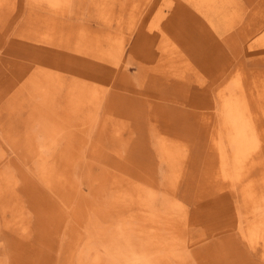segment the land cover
Returning a JSON list of instances; mask_svg holds the SVG:
<instances>
[{
  "label": "rangeland",
  "instance_id": "1",
  "mask_svg": "<svg viewBox=\"0 0 264 264\" xmlns=\"http://www.w3.org/2000/svg\"><path fill=\"white\" fill-rule=\"evenodd\" d=\"M102 2L0 0V264H92L99 254L115 263L109 249L88 242L87 219L99 220L109 234L125 233L132 218H107L104 211L116 203L114 181L125 179L156 215L180 205L177 224L183 225L188 255L168 264H264V231L259 238L249 232L254 204L250 209L245 195L260 196L257 215L264 217V118L255 116L248 89L255 75L264 77V5L106 0L103 7ZM145 25L158 27L167 41L145 34ZM166 45L180 61L173 73L162 66L171 60ZM44 70L54 72L63 96L81 80L100 100L66 121L52 113L61 129L49 130L50 112L39 88ZM233 94L242 95L243 113L257 119L250 124L257 138L254 161L241 169L246 174L239 184L228 179L237 171L232 159L226 178L216 180L214 174L216 140L229 155L232 150L231 129L224 126L225 99ZM60 98L57 106L63 108ZM58 167L72 179L70 186H60ZM85 170L95 178L92 185L82 181Z\"/></svg>",
  "mask_w": 264,
  "mask_h": 264
},
{
  "label": "bare ground",
  "instance_id": "2",
  "mask_svg": "<svg viewBox=\"0 0 264 264\" xmlns=\"http://www.w3.org/2000/svg\"><path fill=\"white\" fill-rule=\"evenodd\" d=\"M191 1V0H190ZM103 2H106V0H103ZM102 2V5L104 7V3ZM206 2V1H205ZM209 3V2H207ZM259 3L264 5V0H259ZM101 4V3H100ZM258 4V2H257ZM59 7V6H58ZM256 7V6H254ZM132 8V6H131ZM134 8V6H133ZM136 8V7H135ZM257 8V7H256ZM264 8V6H263ZM57 9V8H56ZM139 9V8H138ZM111 10V9H110ZM113 10V9H112ZM115 11V10H114ZM231 11V10H230ZM237 11V10H236ZM258 11V10H257ZM134 12V10H133ZM113 13V12H112ZM258 12H256L257 14ZM110 16H114L113 14H110ZM138 15V14H137ZM155 15V14H153ZM235 15V14H233ZM259 15V13H258ZM257 15V16H258ZM260 15H264V13H260ZM156 16V15H155ZM256 16V15H254ZM157 17V16H156ZM238 17V16H237ZM237 17H235L234 19H236ZM264 17V16H263ZM147 18V17H146ZM151 18V17H150ZM109 19V17H108ZM240 18L238 17L237 20ZM256 18H253V21ZM111 20V18L109 19ZM148 20V18H147ZM237 21V22H239ZM263 21V20H260ZM122 22V21H121ZM150 23L152 24H156V18H152L151 20H149ZM257 22V21H256ZM147 23V22H146ZM264 23V22H263ZM149 24V23H148ZM147 25V24H146ZM144 27V33L146 34H152L153 37L155 39H158L159 42H163V41H167V38H165L163 33H160V31L158 30V27H156L155 25L153 26H146ZM258 26V25H257ZM262 26V25H261ZM160 28V25H159ZM253 28H255L253 26ZM158 30V31H154V30ZM257 29V28H255ZM158 33V34H157ZM143 34V33H142ZM207 35V34H206ZM210 36V35H209ZM153 38V39H154ZM250 40V39H249ZM252 41V40H251ZM163 44V43H162ZM252 45V44H251ZM170 46V45H168ZM167 45L164 46L163 48H165L163 51H166V58L169 59V56L171 57L170 63L166 62L167 60H164V64L162 65L164 67L165 70H170L172 73L175 72L177 65L180 64L179 58L177 60V55H175L176 53L173 51V49L171 50L170 47H168ZM172 46V45H171ZM148 47V46H147ZM169 50H171L169 52ZM160 52V51H159ZM162 53V51H161ZM173 54V55H172ZM175 55V57H173ZM160 56V54H159ZM174 59H173V58ZM163 63V62H162ZM159 64V63H158ZM171 64V65H170ZM160 65V64H159ZM160 65V66H161ZM170 65V66H169ZM179 66V65H178ZM161 69V68H160ZM177 71V70H176ZM196 71V70H195ZM60 72V71H59ZM62 72V71H61ZM182 72V71H181ZM44 73V77L42 80V83L39 88H42V93H43V97H44V102H42V104L44 103V105H46L48 107V111L50 112V115L47 114L46 116L47 118V128L49 130H59L60 128V120L58 121V119H56V115H60V118L62 119H66L74 114L76 117H78V113H83L85 112V110L87 109V107H90L89 105L92 102H96V100H100L99 98H96V94L95 92H93L91 85L87 82H83L81 80H74L73 85L69 88V90H67L66 96L63 94L64 93H60V81L56 82L55 79V74H53L54 72H49L47 70L43 71ZM64 74V73H63ZM175 74V73H174ZM62 75V73H61ZM177 75V72H176ZM180 75V73H179ZM235 75V74H234ZM256 77V81H254V83H252L253 85L250 86L251 88L248 87L250 91V98H251V107L254 108V113L256 112L255 116H257V118H260L259 115H262L261 118H264V77H260V75H255ZM83 79V77H82ZM233 79V78H232ZM243 79V77H242ZM57 80H59L57 78ZM27 83V82H26ZM30 83V82H29ZM259 85V88L257 87V92L255 90H253L257 85ZM69 84V83H68ZM242 86L244 85L243 83L241 84ZM251 85V84H250ZM28 86V85H26ZM240 88H243V87ZM247 86L244 85V87ZM254 86V88H253ZM64 87V86H63ZM239 88V90H241ZM27 89V88H26ZM29 89V88H28ZM68 89V88H67ZM233 90V89H232ZM244 90V89H243ZM242 90V91H243ZM246 90V89H245ZM30 91V89H29ZM235 91V90H234ZM238 91V90H237ZM244 92V91H243ZM228 93V92H227ZM247 93V92H246ZM249 93V92H248ZM240 94H242L240 92ZM15 96V95H14ZM242 96V95H241ZM241 96H235L234 94L232 96L228 95V98H226V111H225V116H226V120L227 123L224 126L225 128L231 129V133H230V137L228 138V142H229V148H232L231 150V154H228V150L225 149V145L224 144H220L217 143V140L214 144V148L213 150L215 151V155H216V165H215V170H214V174H215V178L217 180H219V178H226L227 177V171L226 168H228L229 166V160L232 159V165L235 169V173L233 174V177L231 176V178H228L230 180V183H232L231 181L234 179L238 180V184L241 180L244 179V174H246V172H244V174H242V170L245 169V167H248L252 164V160H253V154L255 152H253L254 149V141L257 140V138L254 140L253 137L254 135L252 134L254 131L252 130V128H250V124H252V122L255 121L256 118H253L251 116H248V114L246 113V111H244L245 113H243L242 110L246 109L243 108L242 106V99ZM60 97L63 98L64 101H66V104H60L63 106H57L58 104V100L61 99ZM67 98V100H66ZM257 101H256V99ZM57 102V103H56ZM240 102V104H239ZM34 103V102H33ZM100 103V102H99ZM245 103V101H244ZM97 104V103H95ZM253 105V106H252ZM39 106V105H38ZM96 106V105H95ZM94 106V107H95ZM97 108V107H96ZM243 108V109H242ZM59 109V110H58ZM91 109V108H90ZM57 111V113H56ZM42 113V111H41ZM52 113H56L52 115ZM97 113V112H96ZM249 113V112H248ZM253 113V112H252ZM259 114V115H258ZM50 116V118H49ZM253 116V115H252ZM254 116V117H255ZM53 117V120L51 121ZM55 117V119H54ZM96 117V116H95ZM50 119V123L48 120ZM78 119V118H77ZM65 120V121H66ZM71 120V119H69ZM73 120V119H72ZM111 120V119H110ZM257 120V119H256ZM229 121V123H228ZM82 122V121H81ZM256 122V121H255ZM254 122V123H255ZM46 123V122H45ZM71 124V123H70ZM45 125V126H46ZM51 126V127H50ZM83 126V125H82ZM215 127V126H214ZM45 127V129H47ZM83 129V128H82ZM226 130V129H225ZM216 131V130H215ZM219 131V130H218ZM256 131V130H255ZM51 132V131H50ZM216 133V132H215ZM220 137V133L218 134ZM65 136V135H64ZM218 136V137H219ZM57 137V136H56ZM216 138H217V134H216ZM254 141H253V140ZM57 140V139H56ZM180 141V140H179ZM221 141V140H220ZM175 142V141H174ZM99 143V142H98ZM172 142H170L169 145H171ZM256 143V142H255ZM70 144V143H69ZM175 144V143H174ZM178 144V143H177ZM212 145V144H211ZM168 146V145H167ZM166 146V147H167ZM256 146V144H255ZM173 147V146H172ZM180 147V146H179ZM3 148V147H2ZM175 149V147H174ZM173 150V149H172ZM212 150V151H213ZM55 151V150H54ZM103 151V150H102ZM169 151H171L169 149ZM168 151V152H169ZM167 153V151H165ZM173 152V151H172ZM179 152V151H178ZM177 153V152H176ZM180 153V152H179ZM253 153V154H252ZM165 154V153H164ZM171 154V153H170ZM66 155V154H65ZM64 155V156H65ZM252 155V156H251ZM256 155V154H255ZM39 156V155H38ZM63 156V155H62ZM169 156V155H167ZM179 156V155H178ZM182 156V155H181ZM231 156V157H230ZM43 157V156H42ZM57 157V156H56ZM55 157V158H56ZM172 157V155H171ZM63 158V157H62ZM65 158V157H64ZM69 158V156H68ZM66 159V158H65ZM70 159V158H69ZM71 159H73L71 157ZM167 159V157H166ZM169 159V158H168ZM252 159V160H251ZM58 160V159H57ZM68 160V159H67ZM177 160V159H176ZM183 160V159H182ZM39 161V160H38ZM41 161V160H40ZM44 161V160H43ZM63 161V160H62ZM72 161V160H71ZM212 161V160H211ZM254 161V160H253ZM47 162V161H46ZM45 162V163H46ZM53 162V161H51ZM59 163V162H58ZM63 163V162H62ZM72 163V162H71ZM43 164V163H42ZM66 164V162H65ZM213 164V163H212ZM45 165V164H43ZM42 165V166H43ZM49 165V164H48ZM63 165V164H62ZM61 165V166H62ZM70 164H68L69 166ZM50 166V165H49ZM55 166V165H54ZM66 166V165H65ZM67 166V167H68ZM72 166V165H70ZM69 166V167H70ZM41 167V164H40ZM65 167L66 169H69ZM176 167V166H175ZM50 168V167H49ZM55 168V167H52ZM57 168V167H56ZM60 168V167H58ZM62 168V167H61ZM60 168V169H61ZM94 168V167H93ZM249 168V167H248ZM246 168V170L248 169ZM91 169V167H90ZM238 169H242L241 173L238 171ZM47 170V169H46ZM44 170V171H46ZM53 170V169H52ZM51 170V171H52ZM174 170V169H173ZM13 171V170H12ZM212 171V169H211ZM244 171V170H243ZM48 172V171H47ZM46 172V175H47ZM54 171H52L53 173ZM75 172V171H74ZM85 172V174H84ZM82 174V181L83 183L86 185H92L93 181H94V177L89 175V171L85 170ZM94 172V171H91ZM45 173V172H44ZM50 173V172H48ZM51 173V174H52ZM59 173V172H58ZM71 173V172H70ZM50 174V175H51ZM68 174V173H67ZM66 174V170L61 169L60 173L58 174L59 177H61V179H57L60 183L61 187L64 186H70L71 185V180ZM205 174V173H204ZM232 174V173H231ZM4 175V174H3ZM53 175V174H52ZM56 177V174L53 175ZM52 176V177H53ZM66 176V177H65ZM226 176V177H225ZM45 177V176H44ZM204 177V175H203ZM15 178V177H13ZM46 178V177H45ZM58 178V177H57ZM205 178V177H204ZM11 179V177H10ZM117 179V178H116ZM16 180V179H15ZM223 180V179H221ZM227 180V181H229ZM74 181V180H73ZM98 181V180H96ZM117 181V180H116ZM114 181L113 184V189L115 191V193H113V196L111 197L112 201L113 199L116 201V203H112L114 206L113 208H111L110 204L108 207H106V210H104L103 212L106 214L107 218H111L112 216L115 217H120V216H124L125 215V219H131L132 218V224L131 226L128 227V229H125V233L122 232H117L115 235L109 234V230H107L106 226L103 227L101 224H97V222H99V220H93V224H92V219L94 218L93 216H91L89 219H87V225L89 229V235H88V242H95V243H99L100 245H102L103 247H105L106 249H109L110 254L112 253L114 258H115V263L112 262H108V260L106 259H102L99 255H96L95 258H93V263L92 264H168V262L174 260V259H182L183 257H185L186 250L188 249V244H186V242L184 240H182L183 235L181 232V227L183 225L181 224H177L178 220V215L179 213V204H176L174 209H170V211H168V214H154L151 212L150 207L151 204L149 206V204H146L143 199L142 196L144 194H142V192H137L134 191L136 189V185L134 184V182L131 179H125V182H121L118 183ZM225 181V180H224ZM2 181H0L1 183ZM7 182V181H6ZM53 182L55 183V181L53 180ZM52 182V183H53ZM112 182V181H111ZM226 182V181H225ZM13 183V182H12ZM51 183V182H50ZM53 183V184H54ZM206 184V183H205ZM225 184V183H224ZM242 184V183H240ZM8 185V184H6ZM83 185V184H82ZM210 185V184H209ZM73 186V185H72ZM83 186V187H85ZM111 186V183H110ZM234 186V185H233ZM60 187V188H61ZM75 187V186H74ZM3 188V187H2ZM67 188V187H66ZM142 188V187H141ZM9 189V188H8ZM68 189V188H67ZM66 189V190H67ZM78 189V188H77ZM76 189V190H77ZM97 189V188H96ZM112 189V190H113ZM211 189V188H210ZM1 190V189H0ZM72 190V188L70 189ZM74 190V189H73ZM80 190V189H79ZM68 191V190H67ZM111 191V190H110ZM246 191V190H245ZM81 192V191H80ZM83 192V191H82ZM81 192V193H82ZM96 194V193H95ZM203 194V193H202ZM1 195V194H0ZM4 195V193H3ZM110 195V194H109ZM212 195V194H211ZM246 197L247 200H249L251 203H249V205L251 206L250 209H252V204H254V207L251 211L252 215L250 216V218L252 219L251 222L248 223V227H250L251 229L249 230V232L253 235L255 234L256 237L259 238L262 237L261 234L264 231V217L262 216H258L257 213L259 212L258 210L259 208V202H261V198L260 196H255V194H249L246 191ZM254 196V197H253ZM22 197V196H21ZM96 197V196H95ZM94 197V198H95ZM85 198V195H84ZM97 198V197H96ZM84 199H82L83 201ZM86 200V199H85ZM9 202V201H8ZM7 202V203H8ZM14 202V201H13ZM93 203V201H92ZM152 203V202H151ZM16 204V203H15ZM14 204V206H15ZM95 204V203H94ZM248 204V203H247ZM9 205V204H8ZM11 205V204H10ZM149 206V208H148ZM54 207V206H53ZM97 208H101L98 206H95ZM5 208V207H4ZM11 208V207H10ZM19 208V207H18ZM93 208V206H92ZM13 209V208H12ZM183 209V208H182ZM8 210V209H7ZM11 210V209H9ZM97 210V209H94ZM21 211V210H19ZM181 211V210H180ZM6 212V210H5ZM4 212V213H5ZM184 212V211H183ZM21 213V212H20ZM90 213V212H89ZM96 213V212H95ZM157 213V212H156ZM163 213V212H162ZM182 213V212H181ZM22 214V213H21ZM25 214V213H24ZM104 214V215H105ZM185 214V213H184ZM20 215V214H19ZM91 215V214H90ZM102 215V216H104ZM183 215V214H182ZM184 216V215H183ZM57 217V216H56ZM105 217V216H104ZM10 218V217H9ZM20 218V217H19ZM28 218V217H27ZM103 218V217H102ZM182 218V217H181ZM25 220V218H23ZM75 219V218H74ZM113 219V218H112ZM184 219V218H183ZM21 220V219H20ZM118 220V219H117ZM6 221V220H5ZM91 221V222H89ZM16 222V221H15ZM19 222V221H18ZM25 222H27V220H25ZM24 222V223H25ZM107 222H109L107 220ZM106 222V223H107ZM23 223V222H22ZM46 223V222H45ZM110 223V222H109ZM13 226L14 224L11 223ZM28 223H26L27 225ZM240 224V223H239ZM181 225V226H180ZM12 226V227H13ZM16 226V225H15ZM19 226V225H18ZM117 227V226H115ZM123 227V226H121ZM242 228V227H241ZM244 230V227H243ZM242 230V231H243ZM243 234V233H242ZM250 234V235H251ZM79 236V235H78ZM77 236V238H78ZM187 236V235H186ZM185 236V237H186ZM246 236V235H245ZM87 238V237H86ZM187 238V237H186ZM249 238V237H248ZM87 239V240H88ZM252 239V238H251ZM86 240V239H85ZM78 242V240H77ZM253 242V240H252ZM259 242V241H258ZM15 244V243H14ZM75 246V245H74ZM126 246L127 248L124 249L123 247ZM137 247V248H135ZM264 247V246H263ZM132 248V250H130ZM21 249V248H20ZM139 249V250H138ZM36 250V249H35ZM122 250V251H121ZM124 250V251H123ZM137 251V253H133V251ZM115 251V253L113 252ZM121 251V252H120ZM185 252V253H184ZM190 253V252H189ZM97 254V253H95ZM53 255V254H52ZM80 256V255H79ZM78 256V257H79ZM83 256V255H82ZM135 256H137L138 258H135ZM105 257V256H104ZM192 258V257H191ZM46 259V257H45ZM125 259H130V260H125ZM83 260V259H82ZM205 260V259H204ZM203 260V261H204ZM117 261V262H116ZM201 261V260H199ZM135 262V263H133ZM17 263V262H16ZM34 263V262H33ZM185 263V261H184ZM200 263V262H199ZM72 264V263H69ZM187 264V263H186ZM204 264V262H203Z\"/></svg>",
  "mask_w": 264,
  "mask_h": 264
}]
</instances>
